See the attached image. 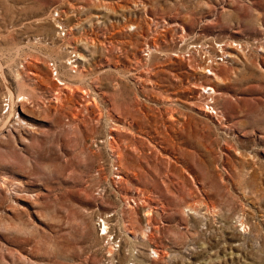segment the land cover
<instances>
[{
	"label": "rangeland",
	"instance_id": "rangeland-1",
	"mask_svg": "<svg viewBox=\"0 0 264 264\" xmlns=\"http://www.w3.org/2000/svg\"><path fill=\"white\" fill-rule=\"evenodd\" d=\"M0 264H264V0H0Z\"/></svg>",
	"mask_w": 264,
	"mask_h": 264
},
{
	"label": "bare ground",
	"instance_id": "bare-ground-1",
	"mask_svg": "<svg viewBox=\"0 0 264 264\" xmlns=\"http://www.w3.org/2000/svg\"><path fill=\"white\" fill-rule=\"evenodd\" d=\"M79 54V53H78ZM204 60V59H203ZM204 65V64H203ZM202 65V66H203ZM206 68V67H205ZM63 88H60V90H62ZM59 90V91H60ZM57 97H60V93H58V96ZM207 103V102H206ZM209 103V102H208ZM206 106V105H205ZM150 213H151V211H150V209H148V210H146L145 211V214L144 215H146L147 216V219H148V217H149V215H150ZM106 222V221H105Z\"/></svg>",
	"mask_w": 264,
	"mask_h": 264
},
{
	"label": "built area",
	"instance_id": "built-area-1",
	"mask_svg": "<svg viewBox=\"0 0 264 264\" xmlns=\"http://www.w3.org/2000/svg\"><path fill=\"white\" fill-rule=\"evenodd\" d=\"M55 67H56V64L54 65ZM56 71H57V69H56ZM102 219H100V221L98 222L99 224L101 223L102 224ZM102 232H107V229H102ZM119 244V242L117 243V245Z\"/></svg>",
	"mask_w": 264,
	"mask_h": 264
}]
</instances>
